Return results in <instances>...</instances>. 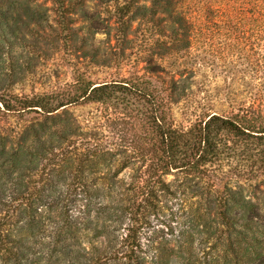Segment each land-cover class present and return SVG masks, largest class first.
<instances>
[{
    "label": "rangeland",
    "instance_id": "374dc122",
    "mask_svg": "<svg viewBox=\"0 0 264 264\" xmlns=\"http://www.w3.org/2000/svg\"><path fill=\"white\" fill-rule=\"evenodd\" d=\"M230 2L181 0L173 23L154 0H63V19L52 0H0V98L127 87L66 106L74 133L40 142L24 137L43 112L0 102V201L20 221L33 212L40 264H126L131 249L144 264H255L258 242L264 263V133L221 131L207 164L165 173L151 132L156 117L186 132L214 114L264 131V26L229 20ZM64 224L74 235L56 234Z\"/></svg>",
    "mask_w": 264,
    "mask_h": 264
},
{
    "label": "trees",
    "instance_id": "16d2710c",
    "mask_svg": "<svg viewBox=\"0 0 264 264\" xmlns=\"http://www.w3.org/2000/svg\"><path fill=\"white\" fill-rule=\"evenodd\" d=\"M52 1L57 5L58 14L63 19L65 13L63 0ZM226 1L227 3L231 1L230 8L233 13L229 20H235L238 23L250 21L255 27L264 26V0ZM180 2L181 0H154L155 5L169 13L170 16L172 13L174 14L173 23L184 20L180 13L176 12ZM225 15H228L227 12ZM124 17H126V14L120 11L116 18L118 28L122 33H125L127 29L126 23L128 22ZM119 86L124 89L127 88L120 84L94 85L93 83L76 82L71 86L70 91L62 92L61 94L43 95L31 99L14 98L12 101L0 98V102L3 110L8 113H16L28 108H39L43 112L44 117L36 124L29 125L26 128L27 136L24 137V141L27 142L31 134L33 138L40 142L46 135L74 133L73 121L68 118L67 111L63 110L66 106L78 102L105 100L118 91ZM60 108L63 111L56 112ZM36 109L34 110L38 113ZM251 119L252 117L247 115H242L239 118H229L214 114L210 115L204 124H200L198 128L194 127L186 132H178L174 129L165 128L161 119L156 117L155 128H151V132L155 134L154 146L159 152L158 162L165 173L173 169L178 171L198 169L201 165L207 164L214 155V138L217 133L224 131L253 138L261 137V134L264 133L263 128L256 126ZM186 137L190 138L186 139ZM34 143L35 141H31L30 144L24 143L14 153L8 154V166H20L26 160L30 149L39 148ZM2 151H4V148ZM4 153L9 152L4 151ZM5 207L6 203L0 201V260L2 264H40L41 257L33 253L32 246L29 245V238L35 235L33 229L38 226L33 218V212L26 211L23 214L24 221H20L18 215L7 211L4 212ZM18 222L21 224L17 229H10V226L16 225ZM72 229L73 225L64 224L59 227L56 234L62 238L64 234L71 236L74 235ZM260 243L258 242L255 251L258 252V255L253 259L255 264H264L261 259L262 244ZM109 254L110 258H112L111 255L114 252L110 251ZM121 257L126 260V264H144L142 258L133 249L125 251L121 254ZM73 260L79 261L78 257L76 259L73 258Z\"/></svg>",
    "mask_w": 264,
    "mask_h": 264
}]
</instances>
